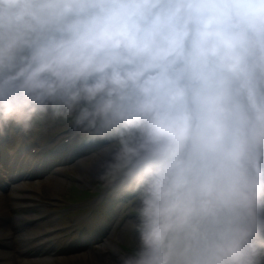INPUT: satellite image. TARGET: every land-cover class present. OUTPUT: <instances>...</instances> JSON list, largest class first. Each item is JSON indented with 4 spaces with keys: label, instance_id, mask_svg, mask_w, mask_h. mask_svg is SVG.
I'll return each instance as SVG.
<instances>
[{
    "label": "clouds",
    "instance_id": "1",
    "mask_svg": "<svg viewBox=\"0 0 264 264\" xmlns=\"http://www.w3.org/2000/svg\"><path fill=\"white\" fill-rule=\"evenodd\" d=\"M69 113L116 264H264V0H0V137Z\"/></svg>",
    "mask_w": 264,
    "mask_h": 264
},
{
    "label": "bare ground",
    "instance_id": "2",
    "mask_svg": "<svg viewBox=\"0 0 264 264\" xmlns=\"http://www.w3.org/2000/svg\"><path fill=\"white\" fill-rule=\"evenodd\" d=\"M91 162V161H90ZM89 162V163H90ZM88 163V164H89ZM87 164V165H88ZM87 165L85 166V167H83V170H82V172H81V175L80 176H82V175H84V176H82V178H88L89 176H93V174L95 175V169L94 168H90V167H87ZM52 177V176H51ZM46 181H48V182H43V183H41L42 185H44L45 183H48V186H49V184L50 185H52V182H53V180H49V179H46ZM57 181L55 180V182L54 183H56ZM38 183H40V181L38 182ZM37 183V184H38ZM57 184V183H56ZM47 186V187H48ZM59 192V191H58ZM17 194H18V196H19V198H21L23 201V205L24 206H30V205H32V204H35L36 203V197L34 196V192H32V193H26V192H24V191H21V192H17ZM40 214H42L41 212H38V213H34L33 214V216H39ZM33 216H30V217H26V219H30V218H32ZM34 218V217H33ZM115 264H116V262H115Z\"/></svg>",
    "mask_w": 264,
    "mask_h": 264
},
{
    "label": "rangeland",
    "instance_id": "3",
    "mask_svg": "<svg viewBox=\"0 0 264 264\" xmlns=\"http://www.w3.org/2000/svg\"><path fill=\"white\" fill-rule=\"evenodd\" d=\"M44 189V188H43ZM54 190V191H53ZM53 192L55 193V194H57L58 195V197H61L62 196V193H60V192H58V191H56V188L55 189H50L49 191L48 190H43V195L44 196H46L45 198H47V197H49L50 196V194H48V193H51V196L53 195ZM48 195V196H47ZM46 200H49V199H46ZM122 235H120V239L121 240H123L126 236H125V234H126V232L125 231H122V233H121ZM125 236V237H124ZM107 262H108V260H104L103 259V264H107Z\"/></svg>",
    "mask_w": 264,
    "mask_h": 264
},
{
    "label": "snow or ice",
    "instance_id": "4",
    "mask_svg": "<svg viewBox=\"0 0 264 264\" xmlns=\"http://www.w3.org/2000/svg\"><path fill=\"white\" fill-rule=\"evenodd\" d=\"M26 155H30L31 154V151L30 149H26V152H25Z\"/></svg>",
    "mask_w": 264,
    "mask_h": 264
}]
</instances>
